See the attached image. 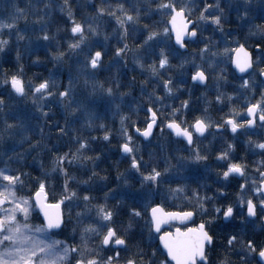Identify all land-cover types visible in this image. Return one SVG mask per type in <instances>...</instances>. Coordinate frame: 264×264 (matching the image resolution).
<instances>
[{
	"label": "snow or ice",
	"instance_id": "6c2138e0",
	"mask_svg": "<svg viewBox=\"0 0 264 264\" xmlns=\"http://www.w3.org/2000/svg\"><path fill=\"white\" fill-rule=\"evenodd\" d=\"M259 2L260 12L264 16V0ZM200 4L202 7L196 19H192L197 12L192 0H101L100 6H92L93 15L78 21L70 0H63L59 4L56 0H36L35 4L29 0L26 8L14 5L11 14L0 18V55L8 62L7 58L14 51L18 65L15 74L2 73L0 79V87L7 86L5 92H0V116H3L4 125L0 131V144L13 142L7 151L0 152V162L3 164L0 166V264H231L227 255L218 260L212 259L215 253L213 225L216 219L222 218L226 226L237 215L246 216V220H241V225L255 223L258 215L264 219V160L254 162L257 167L253 171L257 173V178L251 179L246 174L249 165L245 157L232 156L236 151L234 143H227L215 159L225 162L224 169L217 173L221 184L219 196L227 198V193L222 189L227 186L230 177L243 178L245 181L239 184L236 207L231 203L214 205V216L197 227L185 231L179 227L174 232L164 231L158 236L163 252L159 246H153V241L157 238L155 234L161 233L163 225L184 223L192 220L197 213L206 214V202L216 199L215 196H201L198 189H191L184 183L188 180L199 182L200 179L199 168L188 169L187 165L203 164L207 168L209 154L201 153L197 141L207 138L206 133L213 134L209 132L210 129L219 132L227 128L234 139L237 133L247 135L249 148L259 150L254 154L264 156V139L251 138L252 135H264V90L258 100L246 103L245 119L242 121L235 118L239 115L235 108L220 121H213L207 115V108L203 110L204 114L194 116L189 121V100H182L179 107H171L164 103L165 97L156 94L155 88L147 93L148 105L158 103L160 108H144L147 115L143 129L136 126L135 121L131 122L135 133L150 141L154 130L159 127L163 133L164 128H167L178 140L186 142L189 151L188 156H179L175 165L167 160L166 166L160 170L151 163V154L149 161L144 160L140 145L133 142V136L125 123L130 121V117L120 115L124 97L130 96L131 92L121 91L118 75L105 81L98 79V73L105 70V57L109 55L107 44L114 40L112 57L115 63L126 68L127 57L131 54L133 63L149 74V80L158 82L166 97H174L189 80L194 86H206L211 76L216 84V102L224 104L225 101H233V95L220 90L221 84L227 82L226 69L209 59L218 55V52L212 51L218 42L203 36L200 25L208 24L223 34V25L227 22L226 7L237 13L239 21H246L253 0H242L239 7L234 6L232 0H225L224 6L221 0H200ZM57 11L65 14L61 18L62 22L53 19ZM29 15L35 17L32 24L39 25L38 32L33 31L32 35L28 34ZM105 19L115 25L111 35L102 23ZM142 20L148 22L142 23ZM21 22L25 25L23 30L19 27ZM62 32L68 34L63 43L60 38ZM5 35L7 39L3 38ZM249 35L259 36L256 43L259 55L255 60L238 40L235 41L236 47H225L223 55L238 74L236 79L240 80V84L236 91L249 92L254 96L258 83L264 88V26L253 25ZM129 40L132 41L131 46ZM190 44L204 46L198 52L191 53L190 59L181 60L178 66V70H183L185 64L192 65L194 70L188 79L174 81L168 73L177 66L171 61L180 55L181 50L187 52ZM22 46L30 55L36 56L33 61L36 65L42 63L38 55L41 51L56 65L65 63L66 57L77 58V77L69 76L63 90H60L51 73L47 78H39V83H33L31 79L26 82L24 68L19 63ZM197 58L200 63H196ZM109 65H112V61H109ZM256 77L260 78L259 81ZM81 79L87 94L83 100H78L76 86ZM132 81H135V77H132ZM147 84L148 80L141 85L142 94ZM12 98L30 102L34 112L31 115L14 114V122H9L5 109L11 107ZM52 104L63 109V123L55 120V113L50 106ZM113 107L116 109L113 115H120L119 132L123 138L119 154L129 161V168L125 172L117 170L116 187L108 183L107 174L101 175L97 171L103 151L93 148V144L101 139L105 142L111 139V132L103 123V118ZM168 107H171V111L167 113L166 122L161 121L163 126L160 127L158 121L164 114L163 109ZM101 108L103 115L98 111ZM133 111L138 113L139 106ZM81 116L83 123L77 128L75 125ZM71 117L77 119L70 122ZM34 120L39 123L32 124ZM97 128L104 131L102 137L84 135L85 131ZM257 129L260 131L257 132ZM33 135L38 137L35 142ZM53 138L57 143L50 148L49 141ZM60 141H65L67 151L61 152L57 147ZM45 151L51 153V159L48 167L42 160L36 161L39 175L33 176L22 170L26 166L24 162L33 152L42 155ZM13 164L20 167L14 168ZM69 168L81 170L83 175L78 178ZM182 168L190 174L181 175L179 170ZM173 169L177 171L173 173ZM54 176L62 177L63 183L59 198L55 203H49V190L54 187L50 181ZM130 178L139 184L135 192L130 191ZM173 184L176 186L173 187ZM31 185H35L34 190ZM23 192L32 194L23 195ZM96 192L102 195L98 197L94 194ZM161 196L164 199H183L191 208L166 211L163 203L155 202V198ZM129 200L133 203L129 204ZM74 208L80 209L75 212V216ZM34 214L36 217L42 215L41 223H32ZM121 217L128 218L126 225ZM138 221H143L144 226L140 230V239L136 240L134 224ZM66 232L73 241L78 236V242L69 243L67 239L54 238ZM226 244L232 250H236L239 245L237 254L241 256L242 264H249L250 259H254L256 264H264V244L258 246L251 239L242 242L235 234L226 237ZM108 252L112 254L107 255Z\"/></svg>",
	"mask_w": 264,
	"mask_h": 264
},
{
	"label": "flooded vegetation",
	"instance_id": "af4514ba",
	"mask_svg": "<svg viewBox=\"0 0 264 264\" xmlns=\"http://www.w3.org/2000/svg\"><path fill=\"white\" fill-rule=\"evenodd\" d=\"M236 4L242 3L240 0H236ZM239 1V3H238ZM236 6V5H235ZM239 6V5H238ZM251 20L250 21H238L236 19H232L231 21H227L224 23V33L222 35H214V37H210L212 41L218 42L217 46L212 48V51L218 52V55L216 56L215 62L219 65L220 68L226 69L227 74V82L224 83L225 85L220 86V90L222 92H225L229 95H233L234 99L231 102L225 101L224 104H218L215 100L216 97V86H210L207 84L206 86H190V85H184V90H181L178 93L177 101L174 103H165L167 105H171V107H179L180 102L182 100H189V111L187 113V119L191 121L194 116H199L204 114L203 110L205 108L208 109L207 115L213 120V121H220L222 117L227 118V114L230 113V110L235 108L236 112L239 113L238 116L235 118L238 120H244L245 119V105L248 101L255 102V100H258L260 98V93L264 88H262L259 83L257 84L255 88V95L253 96L252 93L244 92L240 93L237 92L236 89L238 88L240 84V80L236 79V74L234 68L231 66L230 63L227 62L226 58L223 55V50L225 47L234 48L236 47L235 41L238 40L239 43H242L245 45V47L252 53L253 59L255 60L259 53L256 51V43L259 40V36H250L249 35V29L253 27V25H259L264 26V16H254L253 13H261L260 7L254 10L251 9ZM233 13V11H232ZM253 16L255 18H253ZM204 45H189V48L187 52H184L181 50V53L178 57L172 59V64L176 65L177 68H174L171 72L168 73L170 76H182L183 70H178V66L181 62L182 55L183 57L186 55H190L191 53L198 52L199 48H202ZM191 57V56H190ZM211 59V58H210ZM224 61V63H220V61ZM205 67H207V64H205ZM190 70L187 71L190 73L194 70L193 67L189 68ZM207 74V73H206ZM257 81H259V77L255 78ZM188 91V92H187ZM189 92H191V96H189ZM210 102V103H209ZM152 106L153 105H149ZM148 107V106H147ZM171 107L164 108L163 109V115L160 117V121H158V125L162 127L163 125L160 124L161 120L166 122V116L167 113L171 111ZM140 115L133 118V121L136 122V126L142 125L140 128L142 129L144 124H142L146 118L147 113L144 111V107L142 106L141 110H139ZM159 114V113H158ZM139 127V126H138ZM159 130V127L156 129L154 138ZM260 130L257 129V132ZM210 133H213L215 138H213V134L206 133L207 138H200L199 141H197V146L200 148L201 153L207 152L209 154V160L207 161V168H205V165L201 164L197 166L199 168V172L205 169L206 171L209 170L210 172V182L209 185H202L204 181V174L200 176L198 185H189L191 189H198L201 196L208 195V196H215L216 199L213 201H208L205 204V207L207 208L208 212L206 214L201 215L200 213H197L191 221L185 223V224H178L175 222H171V224H168L163 228L161 233L163 234L164 231H171L174 232L176 227H179L181 231H185L187 228H195L198 226L199 223L203 221H207L210 216H214L213 213V206H221L227 203H231L234 207H236V198L239 194V184L244 183L245 181L243 178H231L228 182H226L225 187H223V191L227 193V198L219 196L218 190L221 189V184L218 182L219 177L217 176V173L221 172L224 169L225 162L223 161H217L215 157L219 154L221 149L226 148L227 143H234L236 145V151L232 153V156L234 158L236 157H245L247 164L249 165V171L246 173L251 179L257 178V173L253 171L257 167V165L254 163L255 161L264 160V156H261L258 153L259 150H253L250 149L247 145L246 141L248 139L247 135H242L240 133L236 134V138H233V135L231 134L230 130L227 128L221 129L219 132H215L214 129L209 130ZM163 137H164V149L162 152L165 153L166 159L163 160H157L154 157V146L152 148V145H150V142L154 139L151 138L150 141H143L140 140V142L143 143L144 147L147 149V147L150 146L151 151L149 150V153H147L144 156L145 161L150 160V154H151V163L158 166L159 169H162L166 166V161L172 159L176 156H188L189 151L187 150L186 142H184L182 139L178 140L173 134L170 133V130L167 128H164L163 131ZM251 135V133H249ZM139 136L135 134V138H138ZM113 138V136H112ZM252 139L254 140H261L264 139V135H252ZM116 148L114 149L113 147ZM111 149H108L107 151H103L105 156V161L108 162L109 166L116 165L121 167H126L129 165V161L126 158H122L119 154V151L117 150V143L114 140V144ZM178 149H175L177 148ZM110 148V147H109ZM109 158V159H107ZM174 160V159H172ZM171 160V161H172ZM175 163V160L173 161ZM204 170V171H205ZM176 186V185H175ZM174 186V187H175ZM189 196H191V192L188 193ZM250 194V193H249ZM168 200H171L170 197L166 199L165 203H163V206L166 211H180V210H188L191 208V205H189L186 201L183 199H176L172 201H177L178 205H169ZM176 203V204H177ZM239 212V209H237ZM241 220H246V216L243 215H237L236 219L226 226L225 222L222 218H217L216 223L213 225V233L216 238L215 243V253L212 257L214 260H218L224 255H227L228 258L231 261V264H242L241 256L237 254V251H239V245L236 246V250L229 249L226 244V237L235 234L238 236V239L240 241H247L249 239L253 240L258 246L264 244V219H262L259 215L257 218H255V223H244L241 225ZM157 237L153 241V246H159L160 251L163 252L164 250L159 245V240L157 234H155ZM145 243H147L145 239ZM107 255H111V252L106 253ZM124 253H122V256ZM161 259L163 256L160 257ZM249 264H256V261L254 259H250Z\"/></svg>",
	"mask_w": 264,
	"mask_h": 264
},
{
	"label": "rangeland",
	"instance_id": "374dc122",
	"mask_svg": "<svg viewBox=\"0 0 264 264\" xmlns=\"http://www.w3.org/2000/svg\"><path fill=\"white\" fill-rule=\"evenodd\" d=\"M240 1L242 2V0H240ZM28 2H29V0H0V18H5L9 14H11L14 11V7H13L14 5H18L20 8H26ZM56 2H57V4H59V3H62L63 0H56ZM192 2L197 8V12H195L193 14L192 19H196L197 15H198V10H199L200 7H202V5L200 4V0H192ZM208 2H212V0H208ZM236 2H237L236 0H232V4L234 6L235 5H236V7L241 6V3L240 4H236ZM32 3L35 4L36 0H32ZM221 3H222V6H224L225 5V0H221ZM238 3H239V1H238ZM70 4H71V7H72L73 11L75 12L76 19L79 21V20H81L82 18H85L88 15H93L94 13H93L92 6L93 5L100 6L101 5V0H70ZM37 6L38 7H42V5H37ZM153 7H155V5H153ZM259 7L261 9V4H260L259 0H253L252 8L254 10H256ZM225 14H226V17H227V21H231L232 19L238 20L237 19V13L235 11H233V13H232V11L230 9H228L227 7L225 9ZM258 14L262 17L261 13H257V12L253 13L254 16H258ZM63 15H65V14H61L59 11H57L56 14L54 15L53 19L55 21H61V18H62ZM251 16H252V14H251V12H249V18L246 21H250L251 20ZM254 16H253V18H255ZM28 19H29L28 34L32 35L33 31L38 32L39 25L32 24V21L35 19L34 16L29 15ZM155 19H159V17H155ZM147 22H148L147 20H142V23H147ZM102 23H103L104 27L106 28L108 34L111 35L112 29L115 27L114 23L110 22L108 19H105ZM19 27L22 30L25 28V25L23 24V22H21ZM200 27L203 30V36H205V37H211V36L214 37V35H217V36L222 35L220 32H218L216 29H214V27H212V26H210L208 24H201ZM53 30H54V26H53ZM67 35L68 34L65 33V32H62L60 34V38H61V42L62 43H63L64 38L67 37ZM3 38L7 39L8 37L5 35V36H3ZM128 43L130 44V46L132 45V41L131 40H129ZM114 44H115L114 40L109 41L108 44H107V49H108L109 55L107 57H105V70L100 72V73H98V79L101 80V81H105V80H107V79H109V78H111L113 76H117L118 75L120 83L122 85L121 91H123V92H131L130 96H125L124 97V102L121 105V109H120V115L129 116L131 121L136 116H139L140 115L139 111H138V113L132 111V114L128 113V111H130V109L133 110L134 108H137L138 106H139V110H141V105H144V101H147V93L152 92L154 90V88H155L156 94L158 96L165 97L164 103H168V102L174 103V102H176L175 100H177L179 92H177L174 97H170V98L166 97L165 96V92L163 91L162 87L159 86L158 82L155 81V80H149V74L146 71H142L139 67H137L133 63L131 54H129V56L127 57L128 64H127L126 68L121 66V65H119V64H116L115 60L112 57V48H113ZM14 47H15V40L13 39V48ZM52 50L54 51V49H52ZM38 55H39L40 60L42 61V63L40 65L33 64V61L36 59V56L30 55L28 52H26L24 50L23 46L21 47V60H20L19 63L22 64V66L24 68V78H25L26 82H27V80L31 79L33 81V83H34V76L36 75L34 72H37L39 69H42V70H40L41 73L43 72V73L47 74L48 76L51 73L55 77V79L57 80L60 90H63V88L67 86L69 76H71L73 78L77 77V75H78L77 58L68 59L66 57L65 58L66 59L65 63H63L61 65H56L50 60V58L47 55H45V53L43 51L39 52ZM186 58L190 59L191 57H190V55H186L184 57L182 55V59L181 60H184ZM5 59L6 58L3 55H0V77H2V73L15 74L17 72L18 65H17V62L15 60V52L13 51L11 56L9 58H7L8 62H5ZM80 59H82V57ZM209 59L215 61L216 57H209ZM109 61H112V65L111 66L109 65ZM196 63H200L198 58L196 59ZM64 65H66V66H64ZM191 67H192L191 64H185V67H184V69L182 71V73H183L182 76L175 77L174 81H180L182 79L187 80L188 77H189V72H187V71H189L190 70L189 68H191ZM132 73H136L138 75V78H139L138 86H136V88L138 87V90L136 89V92H134V90H133L134 86H133V81L131 79V74ZM164 78L166 79L167 77H164ZM146 80H148V84L146 85V91L142 94L141 93V85L144 84V82ZM209 82H210L209 83L210 86H216V84L213 81V79L211 78V76L209 77ZM191 84L192 83L190 82L188 85L192 86ZM222 85H225V84L222 83L221 86ZM125 86H127V87H125ZM183 87H184V85H182L181 90H184ZM5 91L1 90L0 92H5ZM86 94L87 93H86V90H85V86L83 84V80L81 79L79 84L76 86V99L83 100L85 98ZM5 98L8 99L7 96ZM117 102L119 103V101H117ZM11 105H17L18 106V110H14L16 114L18 112L19 114L31 115L34 112V108H33L32 104L30 102H28V101L17 100L15 98H12ZM156 105H157L156 108H160V105L158 103ZM127 108H129V110ZM59 110L61 111V113H63V109L61 107H59ZM98 111H99V113L101 115H103V109L102 108L99 109ZM115 111H116V109L113 107L108 112V114L106 116H104V118H103V123H105L107 125L108 129L111 132V139H110L109 142H105L102 139L99 141V145L101 147L103 146L105 150L108 149L109 147L110 148L113 147L114 140H116V141L119 140L120 143L118 144V142H117V150L119 151V145L123 142V138L121 137L120 132H119V130L121 128L120 115H113V113ZM75 119H77V118L76 117H71L70 122L72 120H75ZM31 123L32 124H36V123H39V121H35L34 120ZM82 123H83V117L81 116V117H79V123H77V125L80 126V124H82ZM125 123L127 125L130 122L126 121ZM142 124H144V122ZM132 128L133 127L131 125V129ZM131 129L128 126V131L132 135V132H130ZM93 131H94V133L91 134L92 136L102 137L104 135V131L101 130V129L97 128L95 130H92V132ZM115 131H116L117 136H115L116 135ZM112 132H114V133H112ZM163 135L164 134L161 133L158 130L155 138L150 142V145H152V148H153V146L155 148L154 149V151H155L154 152V157L157 160L159 158L165 160L166 156H167V155L165 156V153L162 152V150L164 149V144H163L164 137H163ZM112 136H113V138H112ZM116 137H118V138L116 139ZM133 142L135 144L140 145V151L143 154V157L147 153H149V150L151 151L150 146L147 147V149H146L144 147L143 143L142 142L139 143V140H137L134 136H133ZM113 148H116V146L113 147ZM175 149H178V147L175 148ZM178 157L179 156H176V157L172 158V159L175 160V163H173L174 160L170 159V161L172 160L171 163L173 165L177 164V158ZM50 159L51 158L46 160L47 163H49ZM42 161L46 162L44 160H42ZM0 166H3L2 162H0ZM186 167L188 169H192L193 167H197V166H193V165L189 164ZM128 168H129V165H127V168L124 167V169H125V170L123 169L124 172ZM204 170L205 169L200 171L202 173H205L204 176H203L204 179H202V181H204V183H202V185H209L210 172H209V170L208 171H206V170L204 171ZM176 171H177L176 169H173V173H175ZM179 172H180L181 175H185V176L190 174L188 171H185V169H183V168L180 169ZM201 175L202 174H200V176ZM57 178H58V183L55 184V185H62L63 178L59 177V176H57ZM200 181H201V179H200ZM184 183H187L188 185H198L197 184L198 182H194V181H191V180L184 181ZM131 184L133 185V183H131ZM137 185H139V184H137ZM172 186L174 187L175 184H173ZM155 199L157 201H160V203H165V201H166V199H164L163 196L157 197ZM172 200L173 199L168 200L169 205H172V206L178 205V206H180V204L177 203V201H172ZM66 212H67V209H66ZM42 219H43L42 216L36 217L35 214H34L33 218H32V223L39 224V223L42 222ZM62 237H64V238L69 237V239L72 240L67 232L62 234V235H58V236H56L54 238L63 240ZM69 243H72V242L69 241Z\"/></svg>",
	"mask_w": 264,
	"mask_h": 264
},
{
	"label": "trees",
	"instance_id": "16d2710c",
	"mask_svg": "<svg viewBox=\"0 0 264 264\" xmlns=\"http://www.w3.org/2000/svg\"><path fill=\"white\" fill-rule=\"evenodd\" d=\"M64 66H66V65H64ZM40 70H42V69H39L37 72H34L36 74L34 76V83H39L40 82L39 78H47L48 77L47 74H45L43 72L41 73ZM8 75H11V74L8 73ZM132 77H135V81L133 82V86H134L133 90H134V92H136V89L138 90V87L136 88V86H138L139 78H138V75L136 73H132L131 74V79H132ZM172 77L174 78L175 76H172ZM0 79H2V77H0ZM6 89H7V86L0 87V91L1 90H4L5 91ZM175 101H177V100H175ZM144 105L145 106H149L148 103H147V101H144ZM50 106L52 107L53 113H55V120H59L61 123H63V119H62L63 113H61V111L59 110V106H57V104H52ZM153 107L156 108L157 105L154 104ZM14 110H18V106L17 105H11V107L9 109H5V114H7L8 118H9V122H14L12 120V116L14 114H16ZM47 110H48V106L45 107V111H47ZM17 114H19V113L17 112ZM51 114L52 113H50V115ZM69 119H71V118H69ZM49 123H52V121H49ZM75 126L77 128L80 127L77 124ZM128 126L131 129V125H128ZM3 127H4V125H3V116H0V131L3 130ZM47 131H48V129L45 128V132H47ZM131 131H132V129L130 130V132ZM92 133H94V131L93 132L92 131H85L84 132V135L85 136H88V135H91ZM112 133H114V132H112ZM115 134H116V131H115ZM16 138L19 139V135H17ZM36 138H38V137H36L35 135H33V142H35V139ZM65 140H67V138H65ZM117 142H118V144L120 143V141H118V140H117ZM12 143H13L12 141H6V142L0 144V152L7 151L12 146ZM54 143H57V142L53 138L51 141H49V147L51 148L52 147V144H54ZM64 143H65V141H60L57 144V147L60 148V151L61 152L67 151V148L64 147ZM24 147L27 148V145H25ZM93 148H96V149H99V150H102V151L105 150L103 146L101 147L99 145V142L93 144ZM89 154L90 155H94L96 153H89ZM33 157L35 159H33ZM49 158H51V153H48L46 151L43 152L42 155H37L35 152H33L32 155L24 162V164L26 166H24L22 168V170L23 171H26V172H30L33 176L39 175L40 174L39 173V165L36 163V161H39V160L46 161ZM43 163H44L45 167H48L49 166V163H47V161L46 162H43ZM98 164H99V167L97 168V171L100 172L101 175L107 174L108 175V183L112 187H116L117 186V182L115 181V177H116L117 170L119 172H124V170H125L124 167H121L120 168V166H116V165L109 166L108 164L107 165L106 164L103 165L100 162ZM12 167H14V168L15 167H20V165L13 164ZM69 171L72 172V173H74L78 178L83 175L82 171L80 170V172H79V171H77L76 168H69ZM50 183L52 185H54V187L53 188H50V190H49V200L50 201H56L59 198V193L61 191V185H55V184L58 183L57 176H54L51 179ZM131 183L134 184V182H131ZM31 187L34 190L35 185H31ZM138 187H139V185H132V188L130 190H136ZM21 194H23V195H31L32 193L23 192ZM94 194L97 195L98 197L102 195V193H99V192H96ZM128 203L129 204H132L133 202L131 200H129ZM64 210L66 212V208ZM79 210L80 209H78V208H74L73 209V216H75V212L76 211H79ZM121 219L125 222V225H126L128 218L127 217H121ZM143 226H144V222L143 221H138L136 224H134V233H135L134 239H136V240H139L140 239V230H141V228H143ZM78 240H79V237L77 236L76 239H75V241H73V242H78Z\"/></svg>",
	"mask_w": 264,
	"mask_h": 264
},
{
	"label": "water",
	"instance_id": "95a60500",
	"mask_svg": "<svg viewBox=\"0 0 264 264\" xmlns=\"http://www.w3.org/2000/svg\"><path fill=\"white\" fill-rule=\"evenodd\" d=\"M154 132H155V130H154ZM154 134V133H153ZM50 203V202H49ZM191 221V220H190ZM187 222H189V221H187ZM187 222H184V223H180V222H175V223H178V224H185V223H187ZM168 224H165V225H163L162 226V228H161V230L165 227V226H167ZM162 246V245H161ZM163 248V247H162Z\"/></svg>",
	"mask_w": 264,
	"mask_h": 264
},
{
	"label": "bare ground",
	"instance_id": "6f19581e",
	"mask_svg": "<svg viewBox=\"0 0 264 264\" xmlns=\"http://www.w3.org/2000/svg\"><path fill=\"white\" fill-rule=\"evenodd\" d=\"M128 110H129V108H128ZM132 111H133V110H132V109H130V111H128V113L132 114Z\"/></svg>",
	"mask_w": 264,
	"mask_h": 264
}]
</instances>
